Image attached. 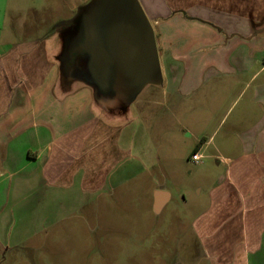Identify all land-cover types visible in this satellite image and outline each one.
Instances as JSON below:
<instances>
[{
  "label": "crops",
  "instance_id": "0c3cea01",
  "mask_svg": "<svg viewBox=\"0 0 264 264\" xmlns=\"http://www.w3.org/2000/svg\"><path fill=\"white\" fill-rule=\"evenodd\" d=\"M139 1L154 27L163 82L142 91L138 125L136 116L118 118L122 111L112 117L84 81H64L65 58H53L44 41L0 44V255L84 216L94 227L108 208L96 204L100 198L158 162L141 114L157 106L201 155L212 148L223 168L191 224L202 252L195 264H264V0ZM89 3L28 2L23 10L34 23L18 30L58 36L60 20L71 21ZM11 13L5 7L2 26ZM137 160L140 171L128 174ZM159 191L151 205L157 216L171 199L165 192L156 213ZM168 236L160 230L156 241ZM151 251L158 255L152 264L169 261L161 246Z\"/></svg>",
  "mask_w": 264,
  "mask_h": 264
},
{
  "label": "rangeland",
  "instance_id": "374dc122",
  "mask_svg": "<svg viewBox=\"0 0 264 264\" xmlns=\"http://www.w3.org/2000/svg\"><path fill=\"white\" fill-rule=\"evenodd\" d=\"M33 1L40 0H0V16L4 13L5 7L6 9L9 7V11L12 12L4 26L0 18V31L4 32L3 42L0 44L44 41L53 58L57 60L66 58L83 40L82 29H68L70 25L73 27L78 25L82 28L80 13L69 22L60 20L62 24L58 26L60 28L58 36H49L44 31L41 35H29L22 33L18 28H27L30 23H34L30 15L23 10L28 2L30 7ZM77 1L87 3L92 0ZM15 2L20 5L18 10H15ZM13 13H17L18 16L15 17ZM45 22L48 26L52 21ZM13 27L17 29L16 33L12 32ZM87 65L88 58L81 59L75 73L70 80H67L84 81L92 87L96 100L107 103V105L103 103L102 106L112 117L118 116L114 115L112 110L116 108L115 105H123L116 111H122L118 118L127 120L129 117L136 116V125H138V100L143 99L145 92L131 100L134 104L132 115L129 111L131 103L127 101L128 97L122 94L103 93L97 96L96 86L89 78ZM63 74V80L66 81L65 70ZM151 87L148 86L144 91H151L150 89H153ZM141 110L142 118L146 122L144 124L150 130L160 155L158 162L148 165L150 169L141 171L143 173L137 177L127 178L122 187L114 189L112 195L100 198L96 204L108 208L106 212L99 213L98 220L92 224L94 227L86 226L82 220L86 218L85 216L82 219L64 222L41 238L17 249L19 251L1 253L0 264H106L108 260L105 262L104 258L106 259L108 255L110 259L108 264H138L141 262L139 258H142L143 264H152L154 260H150L151 257L156 258L158 255L151 250L158 249V246H161L163 251H167V254L169 253L167 257L169 261L164 260L163 263L171 264L176 258L180 260V264L197 263L202 252L192 234L191 224L206 208L207 192L215 184L223 168L219 167L217 160L213 157L212 148L202 152V163L189 162L188 155L192 153L193 147L196 148L194 139H188L186 133L181 130L166 109L147 106ZM112 117L110 118L113 120ZM135 128L138 131V127ZM129 167L132 168L128 170V174L138 173L141 165L137 160L135 164H128ZM157 189L169 193L171 197L168 206L159 216L154 213L151 206L154 190ZM87 214L90 213H84V215ZM160 230H167L169 235L168 241L166 240L163 244L156 241ZM90 236L94 238L91 239ZM104 239L108 243H104ZM112 257L115 259L112 260Z\"/></svg>",
  "mask_w": 264,
  "mask_h": 264
},
{
  "label": "water",
  "instance_id": "95a60500",
  "mask_svg": "<svg viewBox=\"0 0 264 264\" xmlns=\"http://www.w3.org/2000/svg\"><path fill=\"white\" fill-rule=\"evenodd\" d=\"M80 21L83 41L74 53L87 56L97 96L122 94L130 103L147 86L162 84L154 27L139 0H92L81 10ZM167 195L156 193V213Z\"/></svg>",
  "mask_w": 264,
  "mask_h": 264
},
{
  "label": "flooded vegetation",
  "instance_id": "af4514ba",
  "mask_svg": "<svg viewBox=\"0 0 264 264\" xmlns=\"http://www.w3.org/2000/svg\"><path fill=\"white\" fill-rule=\"evenodd\" d=\"M79 46V45H78ZM77 46V47H78ZM75 47V49L77 48ZM72 52H70V55L67 56L64 59V63H65V68L68 69L67 74L65 75V79H70V77L75 73V69L77 68V65H79V62L81 61V59H83L82 55H78L76 53H74V50ZM102 103H104V105H107V103L105 101H102ZM121 105V104H120ZM119 104H116V108L112 109L113 112L117 111L119 108L121 109L123 107V105L120 106ZM112 108V107H111ZM119 109V110H120Z\"/></svg>",
  "mask_w": 264,
  "mask_h": 264
},
{
  "label": "built area",
  "instance_id": "2783aa9c",
  "mask_svg": "<svg viewBox=\"0 0 264 264\" xmlns=\"http://www.w3.org/2000/svg\"><path fill=\"white\" fill-rule=\"evenodd\" d=\"M202 160H203V156L199 153V151L191 154L189 157V162H192L194 164L202 163Z\"/></svg>",
  "mask_w": 264,
  "mask_h": 264
},
{
  "label": "trees",
  "instance_id": "16d2710c",
  "mask_svg": "<svg viewBox=\"0 0 264 264\" xmlns=\"http://www.w3.org/2000/svg\"><path fill=\"white\" fill-rule=\"evenodd\" d=\"M82 29V28H81ZM82 37H83V34H82ZM83 41V40H82ZM82 57L83 58H85V57H87L85 54L84 55H82ZM65 71H66V73L68 72V69L67 68H65ZM89 75V74H88ZM89 78L92 80V78L90 77V75H89ZM95 86H96V90L98 91L99 90V88H98V86L95 84ZM132 102V101H131ZM130 102V103H131ZM129 103V104H130ZM199 151V147H196L193 151H192V154L193 153H196V152H198Z\"/></svg>",
  "mask_w": 264,
  "mask_h": 264
}]
</instances>
